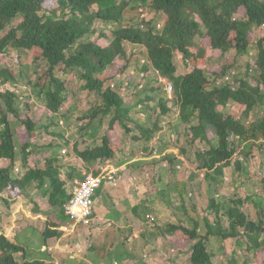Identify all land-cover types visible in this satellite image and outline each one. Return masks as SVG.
Returning <instances> with one entry per match:
<instances>
[{"label": "trees", "instance_id": "obj_1", "mask_svg": "<svg viewBox=\"0 0 264 264\" xmlns=\"http://www.w3.org/2000/svg\"><path fill=\"white\" fill-rule=\"evenodd\" d=\"M134 6L149 9V18L142 15L136 25L124 24L125 12L128 9L134 11L137 8ZM157 16L161 17L159 27L155 21ZM96 20L118 27L112 31L99 30L94 39L83 41L86 36L94 34ZM260 28L264 33V0H0V32L3 33L0 37V126L3 127L0 130V201L8 205L10 200H15L17 195L34 186L41 196L39 202H32V212L41 214L40 201L43 200L51 209L58 210L55 216L57 222L50 217L44 221L41 230L44 243L52 238L60 239L63 232L58 227L64 223L60 219L66 218L64 208H70L73 202L71 190L76 188V184L67 188L66 183L75 177H83L73 169L62 177L53 165L54 157H46L41 166L31 160V140L37 127L32 119L20 115L15 108V95L10 91L12 86H16L15 76L11 69L1 67V56L10 47L30 52L35 61L42 62L34 88L38 90L43 109L49 116L58 115L66 100L65 80L60 79L57 71L78 72L84 88L98 94L101 99L98 106L87 111L84 119L78 118L79 122L88 123L99 115H113L99 144L83 150L74 147L82 163L92 167L93 175L101 172L94 167L95 163L112 162L121 153L123 146L116 137L117 127L129 133L128 123L134 124L147 142L158 128L155 124L152 129L144 130L128 116V109L124 107L119 92L130 86V76L124 77L125 85L120 84L119 91L113 89L116 80H120L117 78H122L131 67L132 58L127 56V49L139 48L146 64L156 72L157 77L172 84V98L165 101L175 100L180 121L184 124L195 122L187 127L192 141L200 139L210 144L199 154L203 161L202 169L206 177L211 178L215 185H220L224 169L230 166L236 151L242 147L241 143L264 140V112L258 121H249L255 109L264 108V34L255 41V64L248 70L255 76L246 73L245 77L225 80L236 65L237 55L247 52L250 36L256 35L257 31L259 33ZM204 42L213 51L221 54L233 51L234 54L224 59L223 66L200 67L196 50L205 49ZM176 54L181 55L187 68L185 74L176 75ZM117 59L122 61L121 65L115 62ZM147 65L139 67L141 72L148 74ZM161 85L152 90L159 89ZM229 102L242 107L241 115L246 124L241 117L225 115L218 110ZM141 104L147 103L143 101ZM26 106L29 108L28 104ZM167 109L166 104L161 102V113H167ZM8 113L20 120L25 134L12 128ZM210 130L214 132L215 145L209 141ZM22 136L24 139L21 140ZM230 136L238 141L232 144ZM182 151L187 154L184 149ZM17 154L25 172L15 178L11 170ZM234 165L236 169H241L239 160ZM228 203L231 205L224 215H220L218 205L209 200L208 206L216 210L219 220L215 226L207 223V232L203 236L199 235L197 221L189 226L179 219L166 225L162 235H166L169 244L179 253H190L187 264H213V255L206 246L211 235L221 240L245 238L246 249L252 251L251 264H264L263 199L258 200V204L252 203L259 208L255 219H249L240 211V200H229ZM181 204L187 216L182 199ZM223 216L228 220L227 228L221 223ZM0 264L44 263L30 260L27 250L10 241L1 231Z\"/></svg>", "mask_w": 264, "mask_h": 264}, {"label": "rangeland", "instance_id": "obj_2", "mask_svg": "<svg viewBox=\"0 0 264 264\" xmlns=\"http://www.w3.org/2000/svg\"><path fill=\"white\" fill-rule=\"evenodd\" d=\"M142 15L148 19L149 9L144 6H138L134 11L128 9L124 15V24L136 25ZM155 21L157 24L160 23L161 17L157 16ZM93 26L95 29L94 34L86 36L83 41L94 39L99 30L112 31L114 27H118V25L113 24H102L98 20L94 22ZM263 34L261 29L259 33L257 31L256 35L250 36V45L247 52L237 55L236 65L229 71V74L226 76L228 79L225 80L233 81L235 77H245L246 73L253 76L254 73L251 70L248 72V70L249 68L252 69L255 64L257 54L255 41ZM2 35L3 33L0 32V37ZM196 43H199L198 40ZM204 43L206 44V42ZM140 52L139 48L129 47L127 49V56L131 55L130 57L132 58L131 67L126 70L122 78H117L120 80H116L117 83L114 82L116 85L113 86V89L119 91L118 86L120 84L125 85V80L123 81L124 77H131L130 86L125 87L123 91L120 90V96L124 107L128 109L130 119L138 123L139 126L144 123L149 130L148 125L150 124V120L152 117L153 120L156 115L151 109V101L154 99L153 103H157L158 106H155L157 109L160 108L161 102L166 103L167 85L165 83L167 82L159 79L154 71L150 73L147 70L148 74L141 72L139 67L143 66L145 61ZM136 54L138 55L136 56ZM233 54V51L221 54L218 51L209 49L206 44L205 49L198 48L196 50V59L200 67H220L224 65V59L228 55ZM1 57L3 59L1 67L11 69L12 74L15 76L16 86H12V89H10L15 95V108L20 115L32 119L37 127L36 134L31 140L33 144L31 160L41 166L45 162L46 157H54L53 165L59 169L62 177L71 169L79 172L80 174L78 175L80 176L85 171L86 174L91 173L92 167L82 163L74 152V147H77L78 150L93 147L99 144L101 137L107 132L109 120L113 116L112 114L104 117L99 115L96 119L88 121V123H83L87 121L79 122L78 120L79 117L84 119L89 109H94L101 103L98 94L89 92L84 88V82L79 78L78 72L62 73L61 71H57L60 79L65 80L66 100L58 115L49 116L43 109L42 101L37 94L38 90L34 88L35 79L42 62L35 61L30 52L17 51L12 47ZM115 62L120 65L122 64V61L119 59L115 60ZM175 62L179 67H183L184 65L182 64L183 60L180 54H177L175 57ZM158 84H162L161 87L157 88L158 90H152ZM163 88L165 91H163ZM143 101H148V103L145 105L139 104ZM27 104L29 108L26 106ZM2 107L5 108L3 103ZM218 110L225 115H233L236 118L241 117L242 122L246 120L241 115L242 107L232 102H229L225 107H219ZM173 112L176 113L177 111L173 109ZM263 112L264 108L255 109L250 114L249 121H258ZM158 115L161 116L160 113ZM8 119L13 129L16 128L20 133L25 134L24 127L15 115L8 113ZM176 119L179 121L178 115ZM176 124L170 128L167 127L168 125L164 126L166 127L165 131L159 134L158 139L155 142L153 141L152 145L144 141L139 129L135 128L132 124L128 123L130 127L129 133L117 127L116 137L120 139L123 146L121 153L112 162L98 161L94 164L96 168L111 169V167H114L119 170V180L117 183L128 182L130 190L133 191L131 193L133 200L124 207L122 206L123 210L126 213L130 208V204L136 199L137 205L140 203V207L143 208L144 205L146 209L136 210L138 212H134L133 214L139 215V212H142L143 216L148 218L147 220L151 224V227L155 226L153 231L156 233L155 237L157 240L153 242L152 235H150L147 241L139 240L130 244L133 247H128L134 252L138 262L148 257L144 255L146 253L145 250L148 249L147 252L151 250V257L156 260L157 264H187L190 253H179L169 244L167 239L160 238L159 235H162V231H164L166 225L176 223L179 219L184 220L189 226L192 225L193 221H197L200 225L198 229L199 235H205L207 232L206 225L215 226L219 220L216 210L208 206L209 200H214L218 205L220 215H224L225 210L231 205L228 203L229 200H240L239 209L249 219H255L258 216L259 208L257 205L253 206V202L258 204V200L263 199L264 205V140L254 143H241L242 147H239V150L236 151L230 166L224 169L223 183L215 185L211 178L205 176V171L202 169V157L199 156V154L201 155L203 151L210 147V144L200 139L192 141L190 133L187 131L188 126ZM244 124L246 123L244 122ZM1 129H3L2 126H0ZM153 136L154 133L151 135V138ZM208 136L210 143L215 145L216 138L214 132L208 131ZM20 139H24L23 136ZM230 141L233 144L238 140L230 136ZM150 149H152L151 153L149 152ZM183 149L187 152L186 155L182 153ZM238 160L241 162V169L239 170L234 165L235 161ZM122 166L123 168H121ZM24 172L20 157L17 154L15 166L11 170L12 176L17 178ZM211 175L213 176V174ZM75 178L81 179L82 177ZM68 184L69 181L66 185ZM118 184L110 188L104 186L98 190L95 194L96 206L101 205L106 210L112 208L111 212H117L121 207L114 205V207L107 208L106 202L101 196L106 195L111 188H118ZM179 186L182 188L180 189ZM39 195L34 186H31L24 194L17 195L15 200H10L8 205L0 201V231H3L6 237L15 244L22 245L27 250V253H30V259L43 258L44 254L48 255L46 251H40V248L43 249L41 230L44 228L46 218L50 217L53 221H58L55 218L58 210L51 209L45 200H43L44 202L40 201L42 206L40 207L41 216L33 214L31 210L32 202H39ZM118 197L120 198V194ZM181 199L184 201V207L187 209V216H185L184 208H182ZM96 216L98 218L100 214L96 213ZM101 217L105 216L101 215ZM189 219H192V221ZM60 220H63L66 225L71 224L67 218H61ZM221 220L224 228H227V218L223 216ZM83 227H85V224H79L72 233H63L64 238H62V241H58L57 239L49 240L47 248L51 247L52 252L60 253L61 255H56L57 258L64 256L67 258L69 251L75 248L76 243L72 238ZM108 234L112 235L115 232H103L101 236L104 235V240H107ZM119 237L122 241V249H124V245L128 243H125L122 235ZM97 238L99 240L98 236ZM150 239L151 243H149ZM144 243H147V245ZM64 246L66 247L64 248ZM206 246L208 252L213 255V264H251L252 251L246 249L245 238L241 240L236 238L221 240L219 237L211 235L206 242ZM87 247L88 244H85L84 251ZM119 254L108 253L106 259L108 262L113 263V258L117 260ZM110 255H112V259ZM148 255L150 257V254Z\"/></svg>", "mask_w": 264, "mask_h": 264}, {"label": "crops", "instance_id": "obj_3", "mask_svg": "<svg viewBox=\"0 0 264 264\" xmlns=\"http://www.w3.org/2000/svg\"><path fill=\"white\" fill-rule=\"evenodd\" d=\"M143 64H144L143 66L147 65L146 61ZM176 66H177L176 75H182L187 72V70H185L184 65L183 67H179L176 63ZM147 67L150 73L154 71L150 66L147 65ZM163 91H164V88H163ZM166 98H168L167 94H166ZM151 102H152L151 109L153 113L156 115L154 116L155 118L153 120H152L153 117L151 118L150 124L148 126H149V129H152L153 126L156 124L158 125V128L153 132L154 136L149 140L150 145H152L158 139L159 134L165 131L166 127L164 126L168 125L167 127L170 128V127L175 126V123H177L176 125H180V126H189V125L195 124L193 122H191L190 124H184L180 121V119L179 121L176 119V116L178 115L179 111H178V105L175 103L174 99H172V101L171 100L166 101L167 104L166 103L165 104L168 108L167 113H161V105H160V108L158 109L155 107L158 105L157 103L156 104L153 103L154 99H152ZM146 103H148V101H146ZM173 109H175L177 112L176 113L173 112ZM159 113L161 114V116L158 115ZM149 116H152V115H149ZM173 122H174V125H173ZM132 125L134 126V124ZM140 126H142V128L144 129L148 128L146 125H144V123L141 124ZM151 151L152 149L149 150L150 153ZM121 168H123V166ZM118 185H119L118 188L116 187L117 189H119L118 191H116L117 190L116 188H111L110 191L106 195L101 196V198H104L107 208L114 207V205H116V207L119 206L121 208H119L117 212H111L112 208L111 209L108 208L106 210L104 209V207H101V205L96 206V196H94L93 198V212L94 213L92 214L90 221L87 224H85V227H83L82 230L79 231V233L76 234V236L72 238L76 244H75L74 250L71 249L72 251H69V256H67V258H65V256L62 258H57L56 255L60 253L52 252L53 250L51 247L47 248L49 244L48 243L49 240H52V239L56 240V238H52V239L47 240L45 243L43 240V249L40 248L41 252L46 251L48 255L44 254L43 258L38 257L34 259H30L29 257V259L39 260L41 262L45 261L44 264H51V263L52 264H67V263L68 264H109L110 262H108L106 259L107 254L108 253H120L118 255L119 257L117 256L118 257L117 260H114L112 255H110L111 259L113 258V263L111 262L110 264H119V263L121 264H157L156 260L151 257L152 252L150 250V246H149L150 251L147 252L148 249H146L145 250L146 253L144 254V255H147L148 257L144 258L143 260L142 259L139 260V262L137 261V258H135L134 252H132L131 249L128 248V247H133L132 245H130L131 243L133 244L139 240L147 241L150 235H152L153 242L157 240V238L155 237L156 236V233H154L155 231H153L155 226L151 227V224H149L147 220L148 218L146 216H143L142 212L141 213L139 212V215L133 214L134 212H138L136 210H139V209L142 210L143 208L146 209L144 205H143V208L140 207L139 205L140 203L138 204L139 205L138 206L137 201L135 199L134 202L130 204V208L128 209V211L125 213V210H123V207L127 203L133 200V198L131 197V193L133 191L130 190V185L128 182H125V183L120 182ZM122 186H123V190H122ZM119 194H120V198L118 197ZM96 213L100 214V217L97 218ZM34 215L41 216V214H34ZM101 215H104L105 217L102 218ZM111 228L113 229L112 231H111ZM113 231L115 232V234H112V235L108 234L107 240H104V235H102L103 237L101 236L103 232L112 233ZM121 235L125 239V243L126 242L128 243L127 245H124V249H122V241H121V238L119 237ZM63 236L57 240L62 241V238H64ZM97 236L99 237V240ZM159 236L160 238L162 237V238L167 239L166 235H159ZM149 243H151V239L149 240ZM85 244H88V247L84 251ZM144 244L147 245V243H144ZM96 245L98 247L97 249H96ZM65 247L66 246H64V248ZM29 254L30 253H28V255ZM148 254H150V257ZM56 259H59V260H56ZM71 260H74V261H71Z\"/></svg>", "mask_w": 264, "mask_h": 264}, {"label": "built area", "instance_id": "obj_4", "mask_svg": "<svg viewBox=\"0 0 264 264\" xmlns=\"http://www.w3.org/2000/svg\"><path fill=\"white\" fill-rule=\"evenodd\" d=\"M166 94L168 99L172 98V90L166 87ZM98 168V167H97ZM100 168V167H99ZM98 168V169H99ZM101 172L98 175L92 173L86 174L83 172L81 179L74 178L69 181V184H76V191H74L73 203L70 208H64V213L71 224H61L58 230L63 233L73 232L77 225L87 224L93 214V198L98 190L104 186H117L119 180V170L111 167V169H99ZM69 184L67 188H69Z\"/></svg>", "mask_w": 264, "mask_h": 264}, {"label": "bare ground", "instance_id": "obj_5", "mask_svg": "<svg viewBox=\"0 0 264 264\" xmlns=\"http://www.w3.org/2000/svg\"><path fill=\"white\" fill-rule=\"evenodd\" d=\"M167 87H168V90H172V84H168L166 83ZM86 172V171H85ZM74 191H76V188H74L73 190H71V194L73 195V199H74ZM73 203V202H72Z\"/></svg>", "mask_w": 264, "mask_h": 264}]
</instances>
